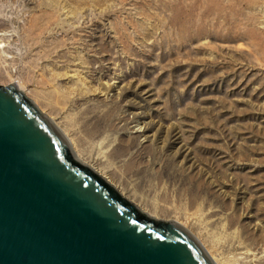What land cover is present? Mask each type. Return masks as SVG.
Wrapping results in <instances>:
<instances>
[{"label":"rangeland","instance_id":"obj_1","mask_svg":"<svg viewBox=\"0 0 264 264\" xmlns=\"http://www.w3.org/2000/svg\"><path fill=\"white\" fill-rule=\"evenodd\" d=\"M13 84L144 213L264 264V0H0Z\"/></svg>","mask_w":264,"mask_h":264},{"label":"water","instance_id":"obj_2","mask_svg":"<svg viewBox=\"0 0 264 264\" xmlns=\"http://www.w3.org/2000/svg\"><path fill=\"white\" fill-rule=\"evenodd\" d=\"M0 264H215L87 164L14 85H0Z\"/></svg>","mask_w":264,"mask_h":264},{"label":"bare ground","instance_id":"obj_3","mask_svg":"<svg viewBox=\"0 0 264 264\" xmlns=\"http://www.w3.org/2000/svg\"><path fill=\"white\" fill-rule=\"evenodd\" d=\"M73 76H75L76 77V75H73ZM14 85V84H13ZM9 86V85H8ZM14 87L15 88H17V90L18 91H20V92H23L24 93V90L21 88V87H18L17 85H14ZM75 156H76V154H75ZM76 158L80 161V162H82L81 160H80V158L79 157H77L76 156ZM83 163V162H82ZM85 164V163H84ZM96 171V170H95ZM97 172V171H96ZM97 173H99V172H97ZM100 175H101V173H99ZM102 176V175H101ZM103 177V176H102ZM107 180V179H106ZM108 181V180H107ZM109 182V181H108ZM178 224V223H177ZM195 237V236H194ZM240 249V248H239ZM206 250V249H205ZM242 249H240V251H241ZM244 250V249H243ZM207 251V250H206ZM207 253L210 255V253L207 251ZM240 253V252H239ZM241 255H244V256H246L245 258H248V259H250V261L252 262H256V255L255 254H251L250 252H248L247 250L246 251H244V252H241ZM210 257L212 258V260L214 261V259H213V257L210 255ZM244 260V259H243ZM214 263L215 264H217L215 261H214Z\"/></svg>","mask_w":264,"mask_h":264}]
</instances>
